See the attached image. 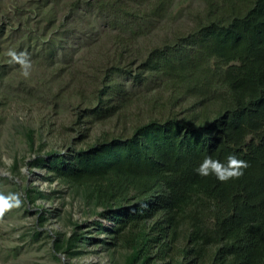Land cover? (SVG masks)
<instances>
[{
	"label": "trees",
	"instance_id": "trees-1",
	"mask_svg": "<svg viewBox=\"0 0 264 264\" xmlns=\"http://www.w3.org/2000/svg\"><path fill=\"white\" fill-rule=\"evenodd\" d=\"M198 1L182 8L191 23L173 31L183 0H38L33 8L47 28L63 10L58 27L81 9L101 22L94 50L81 57H93L90 92L77 78L79 53H57L60 32L39 50L42 95L56 113L77 100L61 128L81 145L28 164L79 198L108 235L103 242L126 251L124 264H264V0ZM229 155L249 165L239 179L197 174L206 157L226 163ZM83 239L58 232L53 248Z\"/></svg>",
	"mask_w": 264,
	"mask_h": 264
},
{
	"label": "rangeland",
	"instance_id": "rangeland-1",
	"mask_svg": "<svg viewBox=\"0 0 264 264\" xmlns=\"http://www.w3.org/2000/svg\"><path fill=\"white\" fill-rule=\"evenodd\" d=\"M198 4V0H183L182 5H177L172 17H178L179 21L169 29L186 28L191 22L182 8H196ZM36 6L38 0H0V70L3 71L0 82V196L19 194L22 201L19 207L0 218V264H124L126 251L119 245L108 246L103 242L108 241V235L90 223L93 216L78 204L79 198L56 181L44 179L46 171L43 168L28 164L37 156L46 157L53 151L67 154L72 147L81 145L80 141L72 142L65 135L68 131L61 128L72 121L73 104L76 105L77 100L63 102L61 110L58 104L56 113L50 96L44 97L45 88H39L44 84L40 79L43 70L39 50L52 35L60 32L54 43L59 49L57 53L67 54V58L79 53L74 56L79 60L75 59L77 78L85 81L82 86L90 92L92 78L87 72L92 70L93 57H81L87 50H94L96 32L102 30L101 22L88 9L84 16H81L84 11L81 9L73 23L58 27L65 13L63 10L60 18L47 28L46 21H41L42 17L33 9ZM9 49L30 55L33 70L29 78L21 75L19 65L9 62ZM35 87L41 91L31 93ZM100 128L101 125L96 126L95 132ZM31 130L35 141L33 149L28 144ZM14 164L19 171L10 169ZM30 189L41 191L44 197H36ZM74 230L83 236L82 241L69 251L65 246L60 250L53 248L58 232L68 236Z\"/></svg>",
	"mask_w": 264,
	"mask_h": 264
},
{
	"label": "clouds",
	"instance_id": "clouds-1",
	"mask_svg": "<svg viewBox=\"0 0 264 264\" xmlns=\"http://www.w3.org/2000/svg\"><path fill=\"white\" fill-rule=\"evenodd\" d=\"M7 56L10 58V63L19 65L21 75L24 78L27 79L32 75L33 62L27 52H17L14 49H9ZM248 167L247 161L239 159L235 155H229L226 163H222L211 157H206L196 169V172L203 177L214 175L219 181L226 182L242 177L244 170ZM21 203L19 194H10L8 197L0 196V218L12 208L19 207Z\"/></svg>",
	"mask_w": 264,
	"mask_h": 264
}]
</instances>
